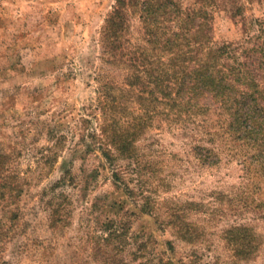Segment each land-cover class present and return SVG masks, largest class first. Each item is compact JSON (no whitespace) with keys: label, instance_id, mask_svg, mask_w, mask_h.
Listing matches in <instances>:
<instances>
[{"label":"rangeland","instance_id":"1","mask_svg":"<svg viewBox=\"0 0 264 264\" xmlns=\"http://www.w3.org/2000/svg\"><path fill=\"white\" fill-rule=\"evenodd\" d=\"M125 1L111 50L120 0H0V184L24 187L0 200V264H264V134L231 129L210 92L156 91L175 106L148 113L133 154L98 150L111 123L102 86L127 87L124 124L154 89L141 3ZM155 1L171 15L161 31L208 13L213 46L262 77L264 0Z\"/></svg>","mask_w":264,"mask_h":264},{"label":"trees","instance_id":"2","mask_svg":"<svg viewBox=\"0 0 264 264\" xmlns=\"http://www.w3.org/2000/svg\"><path fill=\"white\" fill-rule=\"evenodd\" d=\"M124 3L125 0H120L104 26V37L111 50L121 47L126 37L127 17L122 12V7L125 9ZM140 3L141 18L149 38L144 47L152 63L149 83L154 89L151 90V96L140 95L143 113L146 114H132L130 121L124 124L122 121L127 107L122 105V101L126 98L124 90L127 87L112 86L109 83L102 86V107L111 117V123L101 127L104 142L96 146L103 156H110L113 151L111 147L123 156L133 154V143L150 123L152 115L148 113H154L159 103L170 108L175 106L169 101L160 100L155 94L156 91L161 92L168 100L175 101L172 84L176 85L177 94L182 91H203L214 95V99L228 110L229 126L234 131L245 130L249 134L257 130L259 134H264V73L258 79L247 69L244 70L237 55L231 53L229 44L213 46L211 26L208 27L206 22L208 13H177L174 18L180 22V27L161 31L162 22L171 18V15L165 16L169 14L165 4L155 0H132L134 6ZM196 19L197 26L192 25ZM262 64L264 70V62ZM153 99H159V102ZM206 158L209 157L206 155ZM3 178L5 181L7 176ZM4 181L0 184V200H8L9 197L19 199L24 191L20 179L14 184ZM10 219L9 212L5 211L0 221V232L4 226L3 221ZM237 229L244 230L240 227ZM237 236L240 239L238 255L245 257L253 250L252 243L247 236Z\"/></svg>","mask_w":264,"mask_h":264}]
</instances>
